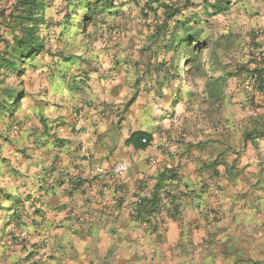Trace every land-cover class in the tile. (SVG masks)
Wrapping results in <instances>:
<instances>
[{
	"label": "crops",
	"instance_id": "obj_1",
	"mask_svg": "<svg viewBox=\"0 0 264 264\" xmlns=\"http://www.w3.org/2000/svg\"><path fill=\"white\" fill-rule=\"evenodd\" d=\"M232 4L262 45L252 51L263 49L264 0ZM116 31L93 52L90 78L66 72L53 105L38 101L23 116L31 158L0 168V212L21 228L0 227V264H96L98 254L105 264H264V91L253 78L230 81L213 117L186 113L178 134L166 114L173 98L147 72L146 37ZM139 130L149 143L127 144ZM121 159L131 162L121 183L93 173ZM165 170L176 179L160 181ZM156 190L174 200L154 229L132 210Z\"/></svg>",
	"mask_w": 264,
	"mask_h": 264
},
{
	"label": "rangeland",
	"instance_id": "obj_2",
	"mask_svg": "<svg viewBox=\"0 0 264 264\" xmlns=\"http://www.w3.org/2000/svg\"><path fill=\"white\" fill-rule=\"evenodd\" d=\"M202 1L195 0V5L185 8L182 17L179 18L193 19L188 25V32L196 35L201 42L198 53L203 69L207 70L212 66L220 68L212 75L216 78L220 76V70L235 71L239 69L241 62L249 58L247 55L253 44L252 32L241 26L247 17L233 4L224 12L208 13L204 11ZM44 2L45 21L40 24V34L45 49L27 61L23 72L0 74V168L12 161H18L19 159L15 158L17 156L24 160L31 158V154L26 153L22 147L25 126L23 116L37 106L38 101L51 102L56 86L69 76L66 72L77 70L81 72L80 76L90 78L95 68L93 52L104 39L113 34L114 30V33L118 34L117 29L120 32L128 31L133 35L146 37L145 47H149L146 53L151 75L155 80L158 76L157 82L167 97H177L176 104L173 101L169 103L166 114H170V118H175L172 122L177 124L175 130L178 134L185 133L186 113L191 114L197 121L200 118L213 117L217 111L206 92L211 78H207L202 70L192 67L183 59L185 55L183 46H169V40L152 41L153 14L146 19L141 12V5L130 0H113V5L120 7L110 12L107 5L109 2L104 3L105 0H44ZM1 3L4 2L0 0ZM120 8L124 10L119 11ZM239 21L241 27H237ZM176 31L180 37H185L186 32L183 28ZM4 38H11V34L9 28L2 25L0 48L4 45ZM190 44L198 42L191 38ZM234 52L243 55L240 60L239 57H234ZM74 77H77L75 73ZM222 78L226 85L234 80L246 83V80L244 81L246 77L242 74L224 75ZM12 87L15 89L13 95L7 92ZM19 89L21 91L16 93ZM12 96L15 97L14 100L11 99ZM43 96L46 99L41 98ZM6 103H12L13 106L6 109ZM15 103L17 106L14 108ZM4 213V210H1L0 227L9 225L8 217ZM18 220L19 217L15 219L13 225L16 230L21 228ZM83 258L85 257L80 260L82 263ZM104 258L106 257L98 254L95 256V263L105 264ZM76 262L77 259L72 257L63 264ZM112 264L117 262L113 261Z\"/></svg>",
	"mask_w": 264,
	"mask_h": 264
},
{
	"label": "trees",
	"instance_id": "obj_3",
	"mask_svg": "<svg viewBox=\"0 0 264 264\" xmlns=\"http://www.w3.org/2000/svg\"><path fill=\"white\" fill-rule=\"evenodd\" d=\"M5 0L0 4V26L9 28L11 38L3 39V47L0 48V74L2 72H23L25 64L28 60L32 59L36 54L41 53L45 49V44L42 35L40 34V24L45 21V2L44 0ZM138 5H141V12L147 19L150 14H153V25L151 36L152 41L157 42L159 40H169V46H183L185 55L183 59L188 61L192 67L198 70H202V73L207 78H211L208 82L207 94L208 98L213 101H217L223 98V92L226 85L224 75L237 76L245 75V80L253 78L255 85L260 92L264 91V48L256 52L252 50L247 55L249 58L239 64V69L230 71L229 69L223 70V75L214 78L215 72L220 68L212 66L207 70L203 69L200 61V54L198 53V47L201 42L194 34H189L188 28L190 22L193 20L188 18L187 20L181 19L182 11L185 8H189L195 5V0H130ZM233 0H203L204 11L208 13H220L227 10L232 5ZM109 2L108 7L111 8L114 4L113 0H105L104 3ZM111 5V6H110ZM195 19V18H194ZM183 28L186 32L185 37H180L177 34V29ZM169 38V39H168ZM193 38L198 44H190V40ZM252 46L256 44L257 48H261L260 43L252 41ZM149 47H144V51L147 52ZM150 63V62H149ZM148 63V73H151ZM255 63L253 68H250V64ZM165 66H163L164 68ZM208 73H210L208 75ZM158 81V76L156 78ZM160 85V84H159ZM161 87V85H160ZM162 88V87H161ZM19 89L16 93H19ZM9 94L15 92V89L10 88L7 91ZM23 94V93H22ZM137 97L135 93L129 100L128 105L133 103ZM12 100L15 97L12 96ZM17 100V99H16ZM173 103L176 104L177 97L173 98ZM13 106L12 103H6V109ZM17 106L15 103L14 108ZM143 138H146V142H143ZM151 139V134L145 131H136L130 138L127 139V144H133L135 147H145ZM176 179V175L165 170L161 176L160 181H172ZM81 183L80 180L75 182L74 187H78ZM174 200L173 195L167 190L161 193L156 190L152 196L140 197L139 201L133 208V217L147 224L149 227L156 229L157 214L163 208L165 200ZM17 216L8 221L9 225L14 228L15 219ZM15 229V228H14ZM9 231H11L9 229ZM19 264V263H16Z\"/></svg>",
	"mask_w": 264,
	"mask_h": 264
},
{
	"label": "built area",
	"instance_id": "obj_4",
	"mask_svg": "<svg viewBox=\"0 0 264 264\" xmlns=\"http://www.w3.org/2000/svg\"><path fill=\"white\" fill-rule=\"evenodd\" d=\"M142 140L143 142H146L147 139L143 138ZM130 167L131 162L129 160L121 159L109 166L104 164L97 165L93 169V173L96 176L106 177L113 182L121 183L125 179ZM132 213H134V210H132Z\"/></svg>",
	"mask_w": 264,
	"mask_h": 264
}]
</instances>
